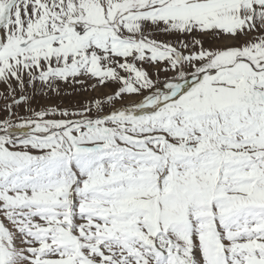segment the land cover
Instances as JSON below:
<instances>
[{
	"label": "rangeland",
	"instance_id": "rangeland-1",
	"mask_svg": "<svg viewBox=\"0 0 264 264\" xmlns=\"http://www.w3.org/2000/svg\"><path fill=\"white\" fill-rule=\"evenodd\" d=\"M33 127L68 128L0 136V264H264V0H0V132Z\"/></svg>",
	"mask_w": 264,
	"mask_h": 264
},
{
	"label": "water",
	"instance_id": "water-1",
	"mask_svg": "<svg viewBox=\"0 0 264 264\" xmlns=\"http://www.w3.org/2000/svg\"><path fill=\"white\" fill-rule=\"evenodd\" d=\"M226 68H222V69H218L215 71H205L203 74H201L200 76L188 80L185 83L182 84H176V85H172V86H168L165 87L161 90H159L158 92L161 91H165L166 93L162 96V97H166L169 96L170 94L177 92V91H181L183 89H186L188 86H190L191 84H193L195 82V79H200L203 76H210V74H215L218 73L220 71L225 70ZM156 96L153 95L151 97H149L147 100L137 103L133 106L130 107H125V108H120V109H115L112 110L111 112H109L106 115H103L99 118H95L92 120H87L84 122H74L71 123L68 127L70 126H86L89 124H97L100 121H108V120H112V119H116L119 116H125V115H130L133 114L135 112H138L141 109H145L150 107L151 102L153 100V98ZM68 127H61V128H57V129H51V130H45L43 128L40 127H33L32 129H27V128H23V129H11L5 132H0V136L6 135V134H14V135H21V136H25V137H32V138H49L52 137L53 135L60 133L61 131H64L65 129H67Z\"/></svg>",
	"mask_w": 264,
	"mask_h": 264
},
{
	"label": "bare ground",
	"instance_id": "bare-ground-1",
	"mask_svg": "<svg viewBox=\"0 0 264 264\" xmlns=\"http://www.w3.org/2000/svg\"><path fill=\"white\" fill-rule=\"evenodd\" d=\"M164 256H167L166 254ZM164 256L162 258H164ZM164 260V259H163ZM191 261H192V257H191ZM193 262V261H192ZM179 264H182L181 262Z\"/></svg>",
	"mask_w": 264,
	"mask_h": 264
}]
</instances>
